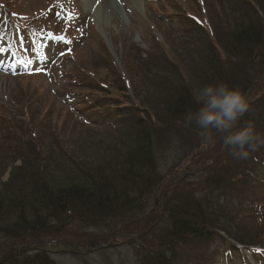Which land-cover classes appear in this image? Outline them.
<instances>
[{"label": "trees", "instance_id": "obj_1", "mask_svg": "<svg viewBox=\"0 0 264 264\" xmlns=\"http://www.w3.org/2000/svg\"><path fill=\"white\" fill-rule=\"evenodd\" d=\"M240 1L242 7L235 9L237 13L232 19L226 24L221 23L219 28L203 17L207 16L206 12L204 15L199 11L194 15L191 12L185 15L186 21L191 23L194 33L201 36L204 47H211L216 52L231 50L242 57L255 59L263 40L264 0ZM202 24H209L212 33ZM232 27H236L234 32L229 31ZM149 33L152 34L151 46L158 43L154 33L149 31L147 36ZM165 57L171 60L174 69L166 67L164 72H177L180 81H169V88L164 85L167 82L163 83L164 94L158 93L160 101L156 100L160 104L139 97L142 92L136 89L131 75L127 76L133 97L123 80L116 93L98 86L103 96L85 94L84 99H78L76 108L79 111L91 108L94 114L97 112L96 119L105 116L114 122L117 118L126 121L121 127L103 133L92 129L106 144L97 147L102 150L97 151L101 153L100 158L88 159L82 153H76L81 150L77 145L63 150L62 139L51 143L50 150L45 149L40 145L37 132L38 128H44L43 118L38 117L39 120L33 122L29 104H21L20 108L27 115V121L33 123L31 130L14 111H9L11 124L3 120L0 113L3 121L0 125V160L5 161L0 169L13 166L11 177L3 183L0 192V234L9 242L0 244V264H55L49 251L38 247L42 239L34 237L36 233L57 231L72 223L96 226L119 218L128 223L115 230L114 235L137 245L136 264H212L213 256L221 253V249L231 254L233 250L237 251L230 239L246 246H264V237L258 235L264 232L261 224L235 223L231 214L232 208L240 204L242 208L250 202V194L245 188L257 174L255 164L264 159V147L253 151L247 159L236 160L228 154L219 135L212 142L198 138V144L191 145L194 137L190 133L195 135L194 125L186 124L184 116L199 106L192 99L194 88L191 84L186 85L183 78L189 80L191 75L199 81L200 77L204 86L212 84L219 73L206 61L200 72H193L195 76L190 65H180L166 53ZM193 80L189 81L197 84ZM144 81L145 87H152L150 81ZM118 98L135 102L136 107L143 106L149 115L145 118L135 114ZM254 106V113L245 114L239 125L252 120L256 130L264 134V106ZM155 107H162L164 113L157 114ZM126 126L130 135L118 138ZM179 129L189 133L188 157L177 162L173 169L170 168L171 174L166 175L161 172L154 133H166L164 144H167ZM50 152L56 154L54 160H49ZM15 161H19L17 166L13 165ZM199 167L207 174L196 181H186L189 171ZM259 219L264 222V217L259 216ZM111 242V236L104 235L85 239L80 248H101ZM254 252L264 254V251Z\"/></svg>", "mask_w": 264, "mask_h": 264}, {"label": "rangeland", "instance_id": "obj_2", "mask_svg": "<svg viewBox=\"0 0 264 264\" xmlns=\"http://www.w3.org/2000/svg\"><path fill=\"white\" fill-rule=\"evenodd\" d=\"M242 5L240 0H0V49H3L0 51V113L3 120L11 124L9 111L13 110L31 130L33 123L27 121V115L20 108L21 104H29L33 111V122L39 120L38 117L43 118L44 128H38L37 132L40 145L45 149L50 150L57 139H62L63 150L77 145L81 152L76 153H82L88 159L100 158L102 150L97 147L104 142L97 138L98 134L93 130L103 133L121 127L126 121L117 118L112 123L111 118L106 122L108 124H100L95 118L97 112L94 114L91 108L83 111L76 108L78 99H84L86 95L103 96L98 86L116 93L117 86L123 84V80L129 88L130 97H133L128 81L131 75L137 84L136 89L142 92L138 96L157 104L161 97L158 93L164 94L163 83L167 82L164 85L168 87L169 81H180L177 72H164L168 69L166 67L171 66V60L166 59L165 53L180 65H190L193 75V72H200L208 61L207 65H213L219 73L212 84L227 83L230 87L238 88L251 105L249 114H253L254 105L264 106V25H261L262 44L256 50L255 59H250L231 50L216 52L211 47H204L201 36L192 32L191 24L185 17L191 12L193 15L198 11L203 15L206 12L207 16L203 17L219 28L221 23L230 21L237 13L235 9H240ZM70 13L72 18H69ZM235 29L232 27L229 31L234 32ZM149 31L158 40V43L152 44L156 45L154 51H151L150 43L152 34L146 36ZM190 76L189 80L195 79L193 81L197 84H192L188 78L183 80L186 85L191 84L194 88L192 92L203 86L202 78L199 77L198 81ZM144 80L150 81L152 87H145L147 84ZM117 100L137 115L145 118L149 115L146 108L136 107L135 102L122 98ZM162 109L155 107L154 110L157 114L164 113ZM2 123L0 119V125ZM126 128L116 131L121 133L118 138L130 135ZM167 129L170 130V126ZM193 131L196 136L190 133L194 137L193 144H190L197 145L198 138H201L200 130L193 126ZM177 133L167 144H164L166 133H154L157 136L156 153L161 172L166 175L171 174L170 168L173 169L177 162L188 157L189 133L181 129ZM49 155V160L56 158L53 152ZM4 163V159H1L0 166ZM18 164L19 161L13 163ZM255 167L256 173L258 169L260 175L264 173L263 162L256 163ZM12 170L11 164L0 169V192L3 183L11 177ZM205 174L207 171L199 167L189 171L185 179L190 183ZM245 189L250 194V202L242 208L241 204L232 208V221L246 222L250 226L261 224L263 228L264 222L259 219L254 204L264 203V176L259 181L254 178ZM127 223L122 218L96 226L72 223L57 231L36 233L34 237L42 239L38 247L49 251L55 264H136L137 245L126 243L118 234L114 235L115 230L125 227ZM104 235L112 238L109 246L87 250L80 248L85 239ZM258 235L262 238L264 232ZM7 243L0 234V244ZM255 248L260 249L258 246ZM220 252L213 256L212 264H252L248 260L249 253H244L248 262H240V255L235 254L237 263H232L226 260L231 253L222 249ZM258 261L261 259L258 258Z\"/></svg>", "mask_w": 264, "mask_h": 264}, {"label": "clouds", "instance_id": "obj_3", "mask_svg": "<svg viewBox=\"0 0 264 264\" xmlns=\"http://www.w3.org/2000/svg\"><path fill=\"white\" fill-rule=\"evenodd\" d=\"M192 99L198 109L188 111L184 120L200 129L204 142H212L216 135L228 154L236 160L247 159L250 154L264 147V134L256 130L252 120L239 125L250 104L244 93L227 83L206 84L193 90ZM258 216L264 217V203L254 204Z\"/></svg>", "mask_w": 264, "mask_h": 264}, {"label": "snow or ice", "instance_id": "obj_4", "mask_svg": "<svg viewBox=\"0 0 264 264\" xmlns=\"http://www.w3.org/2000/svg\"><path fill=\"white\" fill-rule=\"evenodd\" d=\"M62 6V5H61ZM69 18H72V16H71V13L69 14ZM57 39H63V37H56ZM0 51H3V49H0ZM254 251H256V252H261V251H264V250H262V249H255Z\"/></svg>", "mask_w": 264, "mask_h": 264}]
</instances>
